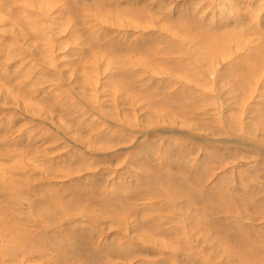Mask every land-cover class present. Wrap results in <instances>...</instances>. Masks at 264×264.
<instances>
[{
  "label": "rangeland",
  "instance_id": "374dc122",
  "mask_svg": "<svg viewBox=\"0 0 264 264\" xmlns=\"http://www.w3.org/2000/svg\"><path fill=\"white\" fill-rule=\"evenodd\" d=\"M0 264H264V0H0Z\"/></svg>",
  "mask_w": 264,
  "mask_h": 264
},
{
  "label": "bare ground",
  "instance_id": "6f19581e",
  "mask_svg": "<svg viewBox=\"0 0 264 264\" xmlns=\"http://www.w3.org/2000/svg\"><path fill=\"white\" fill-rule=\"evenodd\" d=\"M232 125V124H231ZM234 128V127H233ZM242 143V142H241ZM251 146V145H250ZM256 147V146H255Z\"/></svg>",
  "mask_w": 264,
  "mask_h": 264
}]
</instances>
